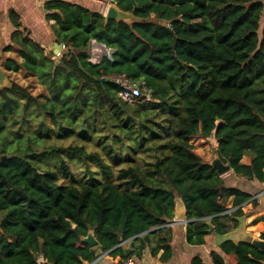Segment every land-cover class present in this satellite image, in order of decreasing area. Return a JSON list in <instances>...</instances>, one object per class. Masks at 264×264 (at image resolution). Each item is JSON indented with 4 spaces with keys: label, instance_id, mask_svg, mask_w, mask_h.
Instances as JSON below:
<instances>
[{
    "label": "trees",
    "instance_id": "obj_1",
    "mask_svg": "<svg viewBox=\"0 0 264 264\" xmlns=\"http://www.w3.org/2000/svg\"><path fill=\"white\" fill-rule=\"evenodd\" d=\"M113 1L134 19L46 2L65 47L58 62L10 12L5 51L23 60L7 57L4 68L42 89L15 80L0 88V264H90L105 252L118 260L121 242L140 256L166 231L178 197L187 242L203 245L209 224L224 234L257 204L226 186L193 140L213 136L236 175L264 183V0ZM92 40L113 58L92 63ZM118 75L157 101L121 99ZM89 232L97 245L83 240ZM221 253L230 264H264L248 243H222L214 264H226Z\"/></svg>",
    "mask_w": 264,
    "mask_h": 264
},
{
    "label": "crops",
    "instance_id": "obj_2",
    "mask_svg": "<svg viewBox=\"0 0 264 264\" xmlns=\"http://www.w3.org/2000/svg\"><path fill=\"white\" fill-rule=\"evenodd\" d=\"M47 1L49 0H0V68L8 76H11V74H23V79H36L34 76L26 75L23 71L9 72L4 68V60L7 57H14L20 62L23 60L19 56L18 51H5L6 47L11 44V34L15 29L10 20L11 11L19 15L22 24L20 29L43 46L46 53L52 55L56 62L59 61L65 51L64 45L56 42L54 34L56 21L54 19H47V11L45 9ZM64 1L78 3L92 10H100L105 16V10H102L101 6L95 2L88 0ZM57 45H61V48ZM56 49H58V53L55 52ZM35 83L38 84L36 81ZM200 139L204 140L205 138ZM207 139H212L215 142L213 136ZM194 141L195 139L193 143ZM196 151L198 152L197 149ZM250 160L249 156L243 158L244 163H250ZM222 176L226 186L237 187L255 195L254 197L257 199L256 205L253 202H248L243 206L244 217L247 223L246 229L255 236H262L264 234V183L236 175L232 169ZM174 219L175 217L173 221ZM165 229L164 233L153 239L152 243L145 247L140 256L133 255L137 258L138 264H192L195 257H199L204 264H214L211 252L218 250L220 245H216L217 237L213 232L206 236L205 244L192 245L186 240L185 221L169 223ZM161 239L167 240L162 241ZM126 246L130 245L126 243ZM167 246L169 248L165 252ZM153 247H159V250L154 252ZM164 252L166 258L163 257ZM221 254L224 256L226 264H230L227 256L223 253ZM114 261L115 257L109 254V252H105L100 253L98 258L90 264H113Z\"/></svg>",
    "mask_w": 264,
    "mask_h": 264
},
{
    "label": "water",
    "instance_id": "obj_3",
    "mask_svg": "<svg viewBox=\"0 0 264 264\" xmlns=\"http://www.w3.org/2000/svg\"><path fill=\"white\" fill-rule=\"evenodd\" d=\"M106 20L114 19V20H126L131 21L134 19L132 13L125 12L121 10L116 3H112L106 10L105 13ZM61 48V45H57ZM58 53V49L55 50ZM114 49H108V57L113 58ZM12 84L10 77L4 72L3 69L0 68V88H7L10 87ZM5 156H3V159ZM209 164L213 166L221 175L225 174L226 172L230 171L232 168L229 163L223 162L222 158L219 154L215 153L213 158L209 161ZM174 221H170V223L174 222H183L187 221V209L186 206L181 198H177L176 201V208L174 213ZM239 223L236 227L230 229L228 232L224 234H215L217 237L216 245H221L226 241H233L235 243H248L258 250L264 253V237L262 236H255L252 232L246 229L247 223L245 221L244 215L237 217ZM210 225V232H213V225ZM83 240L88 242L90 245L95 246L98 244V240L96 239L93 232H89V234L83 237ZM125 256L132 255V248L130 246H122Z\"/></svg>",
    "mask_w": 264,
    "mask_h": 264
},
{
    "label": "built area",
    "instance_id": "obj_4",
    "mask_svg": "<svg viewBox=\"0 0 264 264\" xmlns=\"http://www.w3.org/2000/svg\"><path fill=\"white\" fill-rule=\"evenodd\" d=\"M99 4L102 10H106L110 4L115 3L113 0H88ZM90 50L88 51V49ZM87 49L88 58L94 64H99L104 54H108V49L104 44L95 40L90 42ZM116 83L119 85V96L121 99L134 102L136 99L141 98L143 102L157 101L152 97L149 90L146 89L140 82L133 81L125 75H118L115 77ZM187 222V221H185ZM126 245V242H121L120 246ZM113 264H138L137 258L133 255L115 260Z\"/></svg>",
    "mask_w": 264,
    "mask_h": 264
},
{
    "label": "rangeland",
    "instance_id": "obj_5",
    "mask_svg": "<svg viewBox=\"0 0 264 264\" xmlns=\"http://www.w3.org/2000/svg\"><path fill=\"white\" fill-rule=\"evenodd\" d=\"M89 50L90 48L88 49V51ZM23 78H24L23 74L21 75L11 74L10 76L11 80H15L16 82L26 85V86H31V89L34 93L39 92L40 89L42 88L41 85L35 83L34 79H30V78L23 79ZM194 143H195L196 149L201 155H203L204 158H206L207 160H211L213 158L214 156L213 146L215 145V142L212 139L205 138L204 140H202L200 138H196Z\"/></svg>",
    "mask_w": 264,
    "mask_h": 264
}]
</instances>
